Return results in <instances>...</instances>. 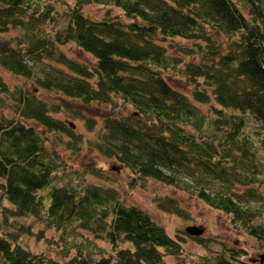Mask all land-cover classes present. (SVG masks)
Instances as JSON below:
<instances>
[{
    "label": "trees",
    "instance_id": "16d2710c",
    "mask_svg": "<svg viewBox=\"0 0 264 264\" xmlns=\"http://www.w3.org/2000/svg\"><path fill=\"white\" fill-rule=\"evenodd\" d=\"M90 4L122 19L93 16ZM8 28L20 32L0 36V68L31 87L0 74V103L12 111L0 117V264H59L21 244L26 218L75 236L67 264H166L183 252L181 236L127 203L100 168L68 173L49 138L72 153L86 143L134 178L201 199L264 248V221L254 222L264 212V0H0V32ZM176 37L192 44L179 49ZM174 75L193 84L190 97L169 84ZM67 99L109 107L98 125L84 116L94 139L59 116ZM153 199L186 216L174 197ZM229 253L211 250L209 264H249Z\"/></svg>",
    "mask_w": 264,
    "mask_h": 264
},
{
    "label": "rangeland",
    "instance_id": "374dc122",
    "mask_svg": "<svg viewBox=\"0 0 264 264\" xmlns=\"http://www.w3.org/2000/svg\"><path fill=\"white\" fill-rule=\"evenodd\" d=\"M85 10L97 17H102L106 10L111 16H122L120 9L114 6L101 7L90 4L85 6ZM19 32V28H8L7 31L0 32V36L4 39H10L18 36ZM173 43L181 49L190 46L192 41L176 37ZM64 49L82 60L87 62L92 61L90 55L84 53L74 44H65ZM186 57L188 59L190 58L189 56ZM0 74L10 87L16 84L31 87V84L26 79L14 75L4 68H0ZM167 80L172 87L190 97L193 84L184 76H167ZM63 99L61 97V101L64 102ZM65 102L67 114L59 113V116L71 122L73 121L76 130L83 132L86 138L94 139L95 131L88 130L84 123V116H94L98 121V125L102 116L109 112V107L101 103L82 106L75 100L70 99H67ZM2 115H12V111L6 103H0V117ZM47 141L49 145L57 148L60 157L65 160L66 171L68 173H83V169L92 167L100 168L106 179L104 182L115 185L121 191L120 193L125 194L127 203H133L148 212L157 223L163 226L170 236L175 238L178 235L181 236L182 254L178 256H165L166 264H202L203 261H205L203 264H209V262H212V259L208 256L211 250H226L227 254H230L229 252L231 250H237L241 254L239 257L240 260L249 264H264V261H260L261 255L264 254V248L259 246L255 238L236 229L229 215L211 208L201 199L153 179L140 180L134 178L126 166L112 157H105L86 143H83L77 153H72L69 149H65L59 144H56L57 142L53 141L52 138H49ZM66 179V177L63 178L64 182ZM84 181L100 182V179L85 174ZM2 182L3 180L0 178V183ZM58 183H61V180H58ZM262 191L264 192V190ZM166 195L172 196L177 200L186 212L185 217L163 211L155 205L154 197ZM21 221L29 224L31 228H29L30 233L27 232V234H23L20 237L19 241L22 245L31 251L53 258L59 264H67L70 254H73L75 251V248L71 245L75 236L68 237L64 232L56 231L51 227H45L33 218L21 219ZM263 221L264 212L262 217L254 219L255 223ZM190 225H195L202 230L200 234L195 235L199 237L198 240L193 239L191 234L186 233L185 228ZM87 236L93 238L90 235ZM94 240L99 247L103 246L105 249H109V245L105 241L101 239Z\"/></svg>",
    "mask_w": 264,
    "mask_h": 264
},
{
    "label": "water",
    "instance_id": "95a60500",
    "mask_svg": "<svg viewBox=\"0 0 264 264\" xmlns=\"http://www.w3.org/2000/svg\"><path fill=\"white\" fill-rule=\"evenodd\" d=\"M68 123H69L70 127H74L75 126L74 123H72L71 121H68ZM185 231H186V233L191 234V235H198V234H200L202 232V230L199 229L195 225L187 226L185 228ZM260 261H264V254L261 255Z\"/></svg>",
    "mask_w": 264,
    "mask_h": 264
},
{
    "label": "flooded vegetation",
    "instance_id": "af4514ba",
    "mask_svg": "<svg viewBox=\"0 0 264 264\" xmlns=\"http://www.w3.org/2000/svg\"><path fill=\"white\" fill-rule=\"evenodd\" d=\"M253 261H255V260L253 259Z\"/></svg>",
    "mask_w": 264,
    "mask_h": 264
}]
</instances>
